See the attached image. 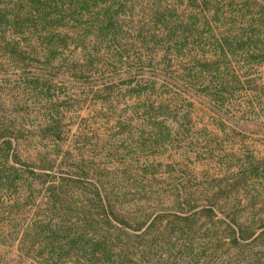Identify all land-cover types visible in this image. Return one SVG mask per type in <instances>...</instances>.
Segmentation results:
<instances>
[{"label": "trees", "instance_id": "1", "mask_svg": "<svg viewBox=\"0 0 264 264\" xmlns=\"http://www.w3.org/2000/svg\"><path fill=\"white\" fill-rule=\"evenodd\" d=\"M263 33L264 0H0L1 64L43 109L29 124L0 115V250L18 239L0 264H264L259 194L240 209L227 183L264 178V156L228 145L236 126L249 130L230 112L256 109ZM68 84L81 99L61 96ZM90 97L112 129L158 149L156 170L131 161L97 173L62 153V106ZM214 158L238 163L201 183L187 172ZM201 237L195 261L190 238Z\"/></svg>", "mask_w": 264, "mask_h": 264}, {"label": "rangeland", "instance_id": "2", "mask_svg": "<svg viewBox=\"0 0 264 264\" xmlns=\"http://www.w3.org/2000/svg\"><path fill=\"white\" fill-rule=\"evenodd\" d=\"M224 1V0H222ZM238 1V0H236ZM257 8V7H256ZM264 34V33H263ZM1 35V34H0ZM2 53L0 52V57ZM2 60L0 59V115L3 118L13 119V113L18 112L23 114L26 119L25 124H29V117L31 120H35V116H42V108H40V102L36 101L34 96H32L31 91H29L30 85L26 81H21L15 77L13 74V65H2ZM254 78L255 86L253 90V95L251 98L254 100L256 109L253 112L247 113L243 116L236 113L235 111L230 112L233 115V120L237 121L240 119V124L245 123L248 125L249 130L244 131L241 127L236 126V132L230 137V143H237L238 147L249 149L254 152L257 156H264V62L259 65H255ZM59 90L61 96L72 95L74 99H81V96H75L80 89L76 88L73 84H68L60 86ZM93 100L91 97L86 101L82 100L70 101L69 104L63 105V113L66 116L65 122L68 124L67 130L69 135L67 140L62 145L61 150L67 152L70 150L69 154H80L82 161L87 163H92L95 166L97 173L102 168L119 169L123 165H128L129 162L134 161L138 165H142L145 162H150L158 155V149L153 147V145L147 144L143 145L140 142V132L134 131L133 135L130 130L120 131L118 129H112L111 125L106 124L105 115H99L96 112L95 106H92ZM13 128V127H12ZM124 140V141H123ZM178 144V143H176ZM175 144V146H176ZM182 146L183 143L178 144ZM30 154H34L32 148H28ZM25 158V155H23ZM162 159L165 161V157ZM195 159L194 156L191 160ZM214 159H196V162H190L187 165V172L192 174V178L197 180V183L204 182L208 176L212 174L216 176L227 175L224 173L226 167L233 170L231 167L236 165L238 162L236 159H232L231 163H226L225 165H219ZM151 163V162H150ZM150 170H156L158 166L151 163ZM162 168L166 170V167ZM116 172V171H115ZM117 174H112L115 176ZM227 183L233 184L237 183L236 188L240 190L238 195V205L240 209L247 208L251 211L250 201L252 196H257L256 200L260 202L258 206L264 207V178L261 176L247 178V181L239 180L238 178L231 179V175ZM220 179V178H218ZM224 179V178H223ZM226 183V180L223 185ZM204 186V184H202ZM240 185V186H239ZM239 186V187H238ZM235 187V186H234ZM235 190H231V194L235 197ZM178 236V235H177ZM192 235H190L191 237ZM193 241L197 255L194 256L196 260H205L206 253L203 254V247L205 246V238H190ZM189 240V238H188ZM0 241L6 243V240L1 238ZM18 244V239L15 240ZM183 243V237L179 236L177 239V244L175 245L174 251L175 255L179 256L180 245ZM14 247V249L17 247ZM5 252L0 250V258L10 257V254L16 255L17 252ZM260 250L259 248L254 249L251 254L246 249L245 254L252 255L253 252ZM232 252V251H231ZM249 252V253H248ZM197 256V257H196ZM256 257H263L262 253L257 254Z\"/></svg>", "mask_w": 264, "mask_h": 264}]
</instances>
